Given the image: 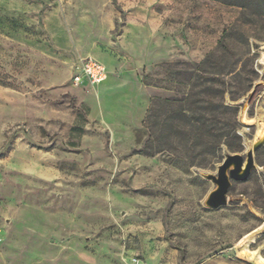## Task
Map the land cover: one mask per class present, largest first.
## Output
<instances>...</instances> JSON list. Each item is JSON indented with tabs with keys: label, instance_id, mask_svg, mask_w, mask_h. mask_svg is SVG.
I'll use <instances>...</instances> for the list:
<instances>
[{
	"label": "rangeland",
	"instance_id": "1",
	"mask_svg": "<svg viewBox=\"0 0 264 264\" xmlns=\"http://www.w3.org/2000/svg\"><path fill=\"white\" fill-rule=\"evenodd\" d=\"M260 13L0 0V264H256L235 245L264 227V144L224 206L204 205L203 175L245 156L255 126L243 113L264 116L262 89L247 103L264 85ZM88 58L107 78L75 84ZM219 101L234 126L212 154L184 124ZM249 249L264 264V232Z\"/></svg>",
	"mask_w": 264,
	"mask_h": 264
},
{
	"label": "trees",
	"instance_id": "2",
	"mask_svg": "<svg viewBox=\"0 0 264 264\" xmlns=\"http://www.w3.org/2000/svg\"><path fill=\"white\" fill-rule=\"evenodd\" d=\"M219 2H222L227 5H235L241 7L245 12H249L252 14L253 17H247L248 22H252L255 18V16L261 15V10L264 9V0H216ZM260 39L264 40V37H260ZM215 96H222L223 91H215ZM202 99L198 98L195 103H201ZM200 113L194 118V121L190 123V121H186L184 125L190 126L191 131L194 133V136L192 138L193 145L196 144L195 142H206L211 149V153L214 154V151L216 148H219L221 145V142L225 136H228V133H230V130H228V127L231 125L234 126L233 123L229 122L225 117H222L224 114V111L229 110L228 107L224 106L222 102H216V103H208L207 106H203L201 104H198L196 107ZM232 112H235V110H232ZM182 117L184 116V113H180ZM186 118V117H185ZM228 138H226L227 141ZM189 138H187L186 141H188ZM226 141H223L224 143ZM205 143V144H206ZM230 148V147H229ZM236 152V151H232ZM258 154V152L256 153Z\"/></svg>",
	"mask_w": 264,
	"mask_h": 264
},
{
	"label": "water",
	"instance_id": "3",
	"mask_svg": "<svg viewBox=\"0 0 264 264\" xmlns=\"http://www.w3.org/2000/svg\"><path fill=\"white\" fill-rule=\"evenodd\" d=\"M264 85L259 83L255 85L254 90L249 95L247 103H249L259 89H263ZM264 144V135L256 139L251 148L247 150L245 156L240 154H229L217 166L215 174H205L203 178L210 181L214 185V189L207 195L204 205L211 209H216L226 204V193L230 187L231 181H245L251 171L256 170L255 153Z\"/></svg>",
	"mask_w": 264,
	"mask_h": 264
},
{
	"label": "bare ground",
	"instance_id": "4",
	"mask_svg": "<svg viewBox=\"0 0 264 264\" xmlns=\"http://www.w3.org/2000/svg\"><path fill=\"white\" fill-rule=\"evenodd\" d=\"M262 60H264V54L262 55ZM262 92H264V88L262 89ZM242 119L248 123H254L255 126L253 137L249 142L250 149L252 143L264 135V116L262 119L258 116L250 119L245 115V113H243ZM262 232H264V227H259L252 233L250 232V234L243 236L235 245V249L243 255V257L246 256L248 257L247 259L250 258V260L255 261L256 264H263V259L257 255V253L250 251L249 246L255 241V239L261 236Z\"/></svg>",
	"mask_w": 264,
	"mask_h": 264
},
{
	"label": "built area",
	"instance_id": "5",
	"mask_svg": "<svg viewBox=\"0 0 264 264\" xmlns=\"http://www.w3.org/2000/svg\"><path fill=\"white\" fill-rule=\"evenodd\" d=\"M107 78L105 67L93 59H85L77 68L73 75L75 84L87 82L92 85H98Z\"/></svg>",
	"mask_w": 264,
	"mask_h": 264
}]
</instances>
